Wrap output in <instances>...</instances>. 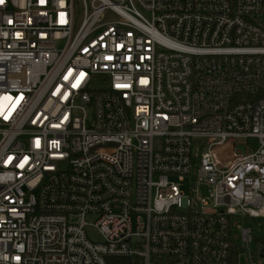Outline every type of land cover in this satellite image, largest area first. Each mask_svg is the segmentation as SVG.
<instances>
[{"label": "built area", "instance_id": "1", "mask_svg": "<svg viewBox=\"0 0 264 264\" xmlns=\"http://www.w3.org/2000/svg\"><path fill=\"white\" fill-rule=\"evenodd\" d=\"M236 216L264 218V0H0V264H229Z\"/></svg>", "mask_w": 264, "mask_h": 264}, {"label": "rangeland", "instance_id": "2", "mask_svg": "<svg viewBox=\"0 0 264 264\" xmlns=\"http://www.w3.org/2000/svg\"><path fill=\"white\" fill-rule=\"evenodd\" d=\"M199 167L198 159H192L191 163V172L190 174L183 180L178 181L177 178H173V181L180 184L182 191L186 195H193L200 198H204L208 201V203L212 202L210 197L211 187L204 184L198 183L197 171ZM250 227L253 234V242L249 244L248 249L251 250L254 248L257 241L264 240V218L263 217H246V216H236L232 218L231 221V240L236 247L242 246L241 240V228L242 227ZM88 237L91 240H99L97 233L93 230H88ZM238 264H248V251H245L244 254H240Z\"/></svg>", "mask_w": 264, "mask_h": 264}, {"label": "trees", "instance_id": "3", "mask_svg": "<svg viewBox=\"0 0 264 264\" xmlns=\"http://www.w3.org/2000/svg\"><path fill=\"white\" fill-rule=\"evenodd\" d=\"M240 252L241 250L238 247L232 246L230 250L229 264H238Z\"/></svg>", "mask_w": 264, "mask_h": 264}, {"label": "snow or ice", "instance_id": "4", "mask_svg": "<svg viewBox=\"0 0 264 264\" xmlns=\"http://www.w3.org/2000/svg\"><path fill=\"white\" fill-rule=\"evenodd\" d=\"M108 59H111V57H108ZM82 76H83V73H81V77ZM78 83H79V80H77L76 84H73V87H76Z\"/></svg>", "mask_w": 264, "mask_h": 264}, {"label": "water", "instance_id": "5", "mask_svg": "<svg viewBox=\"0 0 264 264\" xmlns=\"http://www.w3.org/2000/svg\"><path fill=\"white\" fill-rule=\"evenodd\" d=\"M260 253H261V256H264V250H263V248H260Z\"/></svg>", "mask_w": 264, "mask_h": 264}]
</instances>
